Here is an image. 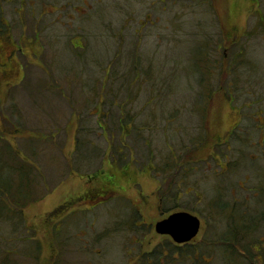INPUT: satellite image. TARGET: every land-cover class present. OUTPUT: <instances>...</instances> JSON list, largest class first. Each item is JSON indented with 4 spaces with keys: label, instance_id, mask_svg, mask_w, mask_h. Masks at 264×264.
Returning a JSON list of instances; mask_svg holds the SVG:
<instances>
[{
    "label": "rangeland",
    "instance_id": "1",
    "mask_svg": "<svg viewBox=\"0 0 264 264\" xmlns=\"http://www.w3.org/2000/svg\"><path fill=\"white\" fill-rule=\"evenodd\" d=\"M0 7V47L12 55L0 138L38 167L42 196L23 210L14 264H34L36 239L40 264H225L214 245L230 219L220 206L261 213L252 209L264 187V0ZM177 211L201 226L175 251L154 226ZM239 242L258 253L250 237ZM195 248L194 261L181 253Z\"/></svg>",
    "mask_w": 264,
    "mask_h": 264
},
{
    "label": "trees",
    "instance_id": "2",
    "mask_svg": "<svg viewBox=\"0 0 264 264\" xmlns=\"http://www.w3.org/2000/svg\"><path fill=\"white\" fill-rule=\"evenodd\" d=\"M20 4H23V0H20ZM2 15L3 10L0 7V24ZM2 25L4 26V24ZM4 27L6 28V26ZM4 27H0V29L5 31ZM40 34L41 32L39 31L35 33L33 39L35 43H38L36 38L38 39ZM77 54H79L78 51L76 52V55ZM114 98L117 97L114 96ZM108 111L109 110L106 112L108 113ZM19 114L18 110H13L11 112V115H13L16 123H19L20 121H18L20 118L18 116ZM1 115L2 114H0V116ZM109 115H115V113L110 112L108 113V116ZM119 126L123 132L125 126L123 125V122H121V119ZM105 127L106 126H103V128ZM2 132H5V130L3 129ZM16 134L18 133H13L12 138L13 136L16 137ZM20 154H22V152L17 150L14 145L12 146L10 140L0 138V264H14L13 261L20 252L17 245H15V240L17 237L20 240L19 234L22 233L23 230L27 229L24 228L25 221L23 217V210L29 205L42 200V196H37V189L39 187V179L37 177L39 175H37L36 171L38 167L34 164H28L24 160H21L22 158H20ZM262 189V194L258 199V206L252 209L254 210L253 212L261 210V213H252L250 209L248 211V209H243L242 206L238 209L237 204L233 203L232 205H229L228 202H226V205L223 207L221 205L218 209L219 213L230 218L227 226H225L221 238L219 240L217 239L214 243L215 246L220 248L225 264H242L243 261L241 259L243 258L241 252H244V255L249 260V263L264 264V230L263 233H260L263 235L256 236L259 233V227L261 225L264 227V187ZM58 210L59 209L55 210V213H57ZM227 210L229 211L227 212ZM214 211L216 213L217 209ZM251 233L253 236L250 235ZM246 236L253 239V243L255 244L254 247L250 248V250L255 249L258 251V253L254 256L247 253V250L242 247L241 242H239L241 238H246ZM9 240H12L13 246H16L15 248H8L6 244ZM37 240L38 239L30 244L33 248L29 254V250L27 252H23L25 248L22 247L21 249L22 256L28 254V257L33 258L34 264H40V260L38 259L41 254V243ZM248 245L252 246L251 243H248ZM178 248L179 247H175V251H177ZM197 251L198 248H195L190 252L182 251L181 253H184L182 254L183 256L189 255L192 261H194L193 257L196 256ZM255 256L258 257V261H256ZM167 257H169V259L173 258L172 254Z\"/></svg>",
    "mask_w": 264,
    "mask_h": 264
},
{
    "label": "water",
    "instance_id": "3",
    "mask_svg": "<svg viewBox=\"0 0 264 264\" xmlns=\"http://www.w3.org/2000/svg\"><path fill=\"white\" fill-rule=\"evenodd\" d=\"M200 219L188 212L178 211L157 222L154 230L157 234L169 236L176 244L192 241L200 230Z\"/></svg>",
    "mask_w": 264,
    "mask_h": 264
},
{
    "label": "flooded vegetation",
    "instance_id": "4",
    "mask_svg": "<svg viewBox=\"0 0 264 264\" xmlns=\"http://www.w3.org/2000/svg\"><path fill=\"white\" fill-rule=\"evenodd\" d=\"M22 21V20H21ZM140 30L143 28L142 26H140ZM136 33V32H135ZM6 49H4V47H0V76L2 77H7L10 76L12 74V67H11V59H10V54H8L6 51H4ZM39 50V49H37ZM174 246H176L173 243ZM186 245H181L178 247H184Z\"/></svg>",
    "mask_w": 264,
    "mask_h": 264
},
{
    "label": "crops",
    "instance_id": "5",
    "mask_svg": "<svg viewBox=\"0 0 264 264\" xmlns=\"http://www.w3.org/2000/svg\"><path fill=\"white\" fill-rule=\"evenodd\" d=\"M94 102V101H93ZM79 103V102H78ZM101 110H102V108L99 106V105H96L95 106V109H93V115H96V112H98L99 114H102V113H104V111L102 110V112H101ZM98 114V115H99Z\"/></svg>",
    "mask_w": 264,
    "mask_h": 264
}]
</instances>
